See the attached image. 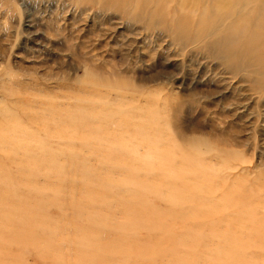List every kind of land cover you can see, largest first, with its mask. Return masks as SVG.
I'll return each instance as SVG.
<instances>
[{"label": "rangeland", "instance_id": "obj_1", "mask_svg": "<svg viewBox=\"0 0 264 264\" xmlns=\"http://www.w3.org/2000/svg\"><path fill=\"white\" fill-rule=\"evenodd\" d=\"M232 1L187 3V46L117 2L0 0V264H264L262 0Z\"/></svg>", "mask_w": 264, "mask_h": 264}, {"label": "bare ground", "instance_id": "obj_2", "mask_svg": "<svg viewBox=\"0 0 264 264\" xmlns=\"http://www.w3.org/2000/svg\"><path fill=\"white\" fill-rule=\"evenodd\" d=\"M191 0H182L181 4H176L175 0H87V3L92 4V8H97L99 10H103L104 4H113L114 2L120 3L122 7L120 8V11H122V16L121 18H128L129 12H137L141 10V16L144 20H141L139 23L147 26L148 30H153L155 32V29H153L151 26L157 25L156 23H159L161 25H166L167 23H170V25L173 27V32L172 33V40L174 42L177 41H182L179 39V36L186 35L184 37V40L187 41L186 44L188 45H193L197 42H199L203 38V33H202V28L201 25L203 24L204 21L209 20V18H203L204 16H199L198 21V31L196 29H193L192 26V19L195 15L192 10H188V7L186 4L189 3ZM239 1H242V3H239ZM251 0H234L230 4L234 6L235 8L238 6L242 9H246V11H251L253 9V4L250 2ZM73 3H83L82 0H72ZM195 2V1H194ZM236 4V6L234 5ZM197 5V4H196ZM243 5V6H242ZM169 6V9H168ZM223 5L218 6V1L216 2V7H213L215 9H221ZM110 10L109 8L106 10ZM207 12V10H205ZM238 11V10H237ZM227 12L224 11V16L227 20H234L236 17H232V15L227 17ZM188 13L190 15L188 16ZM238 13V12H237ZM117 14V13H116ZM258 14L260 16L263 15V19L261 20L262 25H264V0L261 2V6L258 7ZM236 15V14H234ZM233 15V16H234ZM139 16V15H138ZM191 16V17H190ZM97 17H100V15H97ZM113 15H110L109 18H107L109 21L113 20ZM117 18H119V15L117 14ZM133 18H129V22H132ZM261 25V26H262ZM221 27V26H220ZM160 35V34H159ZM211 36V35H210ZM208 37V36H207ZM255 42V41H254ZM249 52L243 53L242 57H244L247 61L248 60H253L255 59L256 56L260 54H264V49L260 47V45L254 44L250 45L247 47ZM257 53H253V52ZM227 52V50L225 51ZM260 52V53H259ZM234 58H235V53H231ZM239 56V55H237ZM262 65L264 63L262 62ZM93 84L95 88L97 89L100 86H103V84H108L110 81L106 79H100V77L96 76L93 77L92 79ZM113 82V81H112ZM262 85H264V78Z\"/></svg>", "mask_w": 264, "mask_h": 264}]
</instances>
